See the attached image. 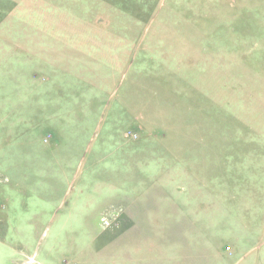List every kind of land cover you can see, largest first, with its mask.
Listing matches in <instances>:
<instances>
[{
    "label": "rangeland",
    "instance_id": "374dc122",
    "mask_svg": "<svg viewBox=\"0 0 264 264\" xmlns=\"http://www.w3.org/2000/svg\"><path fill=\"white\" fill-rule=\"evenodd\" d=\"M0 264H264V0H0Z\"/></svg>",
    "mask_w": 264,
    "mask_h": 264
}]
</instances>
